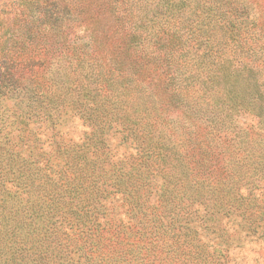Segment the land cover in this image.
<instances>
[{
    "label": "trees",
    "instance_id": "trees-1",
    "mask_svg": "<svg viewBox=\"0 0 264 264\" xmlns=\"http://www.w3.org/2000/svg\"><path fill=\"white\" fill-rule=\"evenodd\" d=\"M115 1L109 0L102 15L117 22L115 33L127 41L125 50L136 49L145 38L135 31L144 24L136 21V25L135 22L131 25L133 28L121 24ZM64 8L65 5L57 6L54 0H46L39 19L36 16L24 26L29 34L33 30L40 33L44 49L46 39L52 40L53 55L47 56L46 50L39 54L0 55V105L7 99H18L19 111H14L12 124L19 120L24 125L29 123L27 120L41 122L56 136L55 149L39 154L33 150L34 133L20 136L12 135L9 130L5 140L0 138V264H113L121 257L127 260L125 264H149L151 260L145 257L140 261L132 257L135 249L142 251L145 245L142 240H148L150 247L165 254L178 252L190 244L197 248L199 256H204L208 249L216 264H230L229 251L233 246L243 241L264 242V152L251 164L257 176L253 181L242 180L236 164L233 168L223 165L219 177L210 161L213 155L218 157L213 148L217 134L214 128L224 122L214 120L215 115L208 118L214 128L201 124L210 134L198 137L201 142L196 146L200 153L194 154L200 158L189 154V150L179 152L178 164H171L164 150L153 142L154 124L143 119L135 122L136 132L129 134L131 140L128 135H115L119 118L113 116L84 119L91 131L80 142L62 136L56 124L65 106L57 104L51 94L53 80L40 68L50 69L56 56L58 63L70 56L78 62L85 55L90 56L88 51L83 52L84 45L74 41L69 33L60 38ZM98 16L101 15L96 12L95 17ZM2 19L6 18L0 17V29L4 24ZM174 36L180 38L171 34ZM89 38L100 52L95 33L89 34ZM23 47L25 42L20 48ZM4 49L0 47V52ZM91 58L104 68V57ZM105 64L110 74L106 79L110 80L124 76V70L130 69L125 60L111 59ZM173 92L180 98V93ZM185 111L191 114L186 106ZM250 113L258 124L264 122L263 104L258 111L252 105ZM249 128L243 131L248 143L261 144L264 127L256 125L253 129L250 125ZM109 129L112 135L108 134ZM187 133V141H191L194 126H188ZM111 136L118 146L112 145ZM160 139L170 142L162 136ZM119 145L124 149L119 151ZM232 153L233 159L229 153L228 158L237 162L238 167L241 160L246 163L247 152ZM247 172L246 167L245 175ZM116 202L122 203L124 214L138 226L135 229L131 223L127 226L128 238L133 237L137 242L116 252L119 258L107 250L123 242L120 230L112 223L114 218L108 217Z\"/></svg>",
    "mask_w": 264,
    "mask_h": 264
},
{
    "label": "rangeland",
    "instance_id": "rangeland-1",
    "mask_svg": "<svg viewBox=\"0 0 264 264\" xmlns=\"http://www.w3.org/2000/svg\"><path fill=\"white\" fill-rule=\"evenodd\" d=\"M54 1L57 6L65 5L62 17L64 29L60 38L69 33L74 41L84 45L83 52L90 53L81 62L70 54L67 61L58 63L59 56H56L50 69L40 68L42 72H47V78L53 80L51 94L57 104L65 106L56 127L66 140H84L91 131L84 119L102 116L119 118L115 125V135L119 137L129 136L133 130L136 132L135 122L143 119L154 124L153 142L155 140L154 143L164 150L171 164H178L180 158L177 153L188 150L189 154L200 153L196 144L201 142L203 134H210V130L201 124L214 128L208 118L215 115L217 118L214 117V120L224 122L214 128L217 134L213 148L218 157L213 155L209 160L217 169L218 176L222 177L220 170L223 165L233 168L236 164L242 180L257 178L251 164L261 151L264 152V136L261 144L252 145L243 131L250 130V125L253 129L256 125L264 127V122L258 124L250 113L252 105H256L257 111L264 105V0H117L121 24L129 28H133L131 25L134 22L136 25V21L144 24L135 31L145 38L144 43L129 50H125L127 41L115 33L114 24L117 22L102 15L106 13L109 0ZM45 2L0 0V17L7 19H2L4 24L0 29V47H5L0 55L4 52L8 57L39 54L44 50L47 56L55 53L52 40L46 39L44 49L40 33L33 30L29 34L24 27L36 16L39 19ZM96 12L101 16L95 17ZM92 32L97 37L94 39L100 52L96 51L89 38ZM171 34L180 38L171 37ZM23 42L25 47L20 48ZM100 56L104 57V68L91 58ZM111 59L125 60V64L130 65L122 76L126 79H106L110 74L105 61ZM174 90L180 93V98L174 96ZM78 94L81 95L77 100ZM16 103L18 99L11 98L0 105V138L5 140L9 130L12 135L20 136L34 133L31 141L35 153L55 149L56 136L47 125L33 120H27L29 123L26 125L22 124L23 120L12 124L14 111H19ZM185 106L193 117L184 112ZM121 121L124 123L120 124ZM188 126L195 129L191 141H187ZM112 132L108 130L109 135ZM160 136L170 142L161 141ZM110 139L112 145L118 146L115 138L112 140L111 136ZM16 141H20L19 138ZM123 149L124 146L119 145V151ZM232 151L247 152L246 163L241 160L240 167L237 162L233 163ZM228 153L232 158L230 160ZM262 162L264 165V160ZM246 167L248 172L245 175ZM124 211L122 203L116 202L113 212L108 213V217L114 218L112 223L120 230L123 242L118 243L116 251L113 249L116 247L107 250L118 258L116 252L133 247L132 243L137 242L133 237L128 238L127 226L130 223L134 229L138 226ZM147 241L142 240L145 245L140 253L135 249L134 261L145 257L151 260L149 264H216L208 249L204 256H199L197 248L189 244L182 246L178 252L165 254L150 247L151 242L147 244ZM144 247L149 251H145ZM229 256L230 264H264V242L243 241L231 248ZM126 262L121 257L113 264Z\"/></svg>",
    "mask_w": 264,
    "mask_h": 264
}]
</instances>
